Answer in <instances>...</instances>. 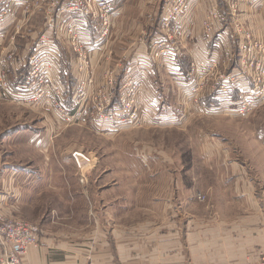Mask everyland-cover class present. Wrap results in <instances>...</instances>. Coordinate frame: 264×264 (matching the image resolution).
Segmentation results:
<instances>
[{
  "label": "rangeland",
  "instance_id": "rangeland-1",
  "mask_svg": "<svg viewBox=\"0 0 264 264\" xmlns=\"http://www.w3.org/2000/svg\"><path fill=\"white\" fill-rule=\"evenodd\" d=\"M22 1L11 0L7 18L0 21V30L8 31L4 46L13 43L19 48L17 63L5 67L12 84L19 77L27 82V57L49 28L48 5L39 10L40 0H31L29 8ZM195 1L197 5L192 1L188 5L189 0H115L109 35L101 37L98 25L87 33L86 44L104 50L97 53L101 58L94 70L96 86L106 85L105 77L113 73L118 81L122 73L119 85L133 87V102L141 109L125 122L129 126L112 132L116 124H105L103 132L96 130L99 118L91 113L99 101L94 99L82 101L93 125L86 119L83 125L61 127L49 112L0 97V215L35 224L47 235L90 237L109 224L123 237L127 232L136 237L130 246H135L138 261L146 264L160 253L170 254L177 236L185 260L205 264L215 256V261L232 264L228 243L240 245L254 241L259 231L264 234V105L239 118L212 110L219 103L210 107L211 91L205 92L200 105L192 102V95L183 101L196 68L200 67L201 77L216 70L209 67L229 54L223 49L228 41L238 64L235 20L250 30L243 15L258 13L264 18V5L258 8L260 4L249 0ZM214 8L228 32L220 29V23L211 35L204 30L203 22ZM76 20L71 14L54 19V34ZM199 20L201 33L196 35ZM210 38V44L219 46L208 48ZM53 45L65 57L61 69L55 70L60 81L67 79L68 85L73 76L75 86L80 74L68 38L55 35ZM195 50L200 59L194 57ZM6 53L0 51L1 56ZM184 58L190 64L188 75L179 70L178 59L185 62ZM77 152L90 155L94 162L79 169L71 160ZM81 175L86 178L83 184ZM158 235L166 243L157 242ZM144 241L162 247V252L144 253ZM263 259L264 249L242 264H261Z\"/></svg>",
  "mask_w": 264,
  "mask_h": 264
},
{
  "label": "built area",
  "instance_id": "built-area-1",
  "mask_svg": "<svg viewBox=\"0 0 264 264\" xmlns=\"http://www.w3.org/2000/svg\"><path fill=\"white\" fill-rule=\"evenodd\" d=\"M10 1L3 2L1 0V3L3 2L5 5L0 11V21L7 18ZM23 1V7H27L31 2V0ZM114 1H37L39 10L44 7L47 9L48 5L46 19H48L49 28L40 37L35 52L28 55L30 72L27 82L18 86L16 90L11 86L5 67L9 68L10 65L17 63L16 53L19 48L13 43L9 48H7L9 43L4 46L3 35L0 33V51L8 52L6 55H0V97L7 100L12 99L23 106L32 105L39 111L49 112L61 127H72L79 123L83 125V122H87L86 119L93 125L92 118L87 114L89 108L82 101L88 98L94 99L99 101L98 104L96 102L93 104L94 110L91 113V116L96 114L99 118L95 124L97 125L96 130L103 132L105 124H116V128L112 129V132L118 131L121 126H129V124L125 125V122H131L133 113L141 109L140 106L136 108L133 102V87L123 86L121 89L122 102L119 106H114L116 76L114 73L107 75L105 77L106 85L96 86L97 80L94 73L96 63H93V59H97V63H99L101 56L99 58L98 56L101 54L97 53H103L104 50L99 47L98 50H95L94 45L91 43L87 45L85 41L91 26L101 27V37L105 38L109 35ZM20 3L18 2L16 5H20ZM55 12L58 17H54ZM234 12L232 11V13ZM65 14H71L78 20L72 24L67 23L64 32L59 34L55 32L54 34V19L58 21V18ZM31 16L29 15V17ZM233 17L235 18V15ZM220 19V12L217 9L209 11L203 22L204 30L208 35L217 29ZM235 22L237 24L234 28L239 40L237 47L240 52L238 64L237 60L233 61L232 49H229L226 43V50L229 54L223 55V61L219 58L216 59L212 67H209V69L214 67L216 70H212L208 76L201 77L200 67L196 68L194 72L197 76H195L189 92L192 95V102L200 105L199 100L205 96V92L211 91L214 93L213 98L219 103L218 107L213 110H223L225 113L230 112L227 110H232L231 113L234 117L245 118L264 105V39L256 38L251 30H245L242 26H238V19ZM55 35L57 38L60 35L66 36L70 48L77 56L75 61L80 78L77 79L78 82L71 90L63 87L59 74L55 71L57 68L61 69V63H63L59 47L53 45ZM169 55L176 57V53H169ZM228 115L230 116V114ZM71 160L79 169L83 170L84 167H89L88 165L94 162L90 155H84L82 152L72 154ZM85 181V176L81 175L80 183L83 184ZM199 199L202 201L204 197H199ZM40 232L39 226L35 224L0 215V264H25V258L30 250L41 245ZM261 264H264V259Z\"/></svg>",
  "mask_w": 264,
  "mask_h": 264
},
{
  "label": "crops",
  "instance_id": "crops-1",
  "mask_svg": "<svg viewBox=\"0 0 264 264\" xmlns=\"http://www.w3.org/2000/svg\"><path fill=\"white\" fill-rule=\"evenodd\" d=\"M192 1L194 5H197L198 2L195 0H189L188 5ZM246 1V0H245ZM250 4H260L258 8L262 7L264 5V0H249L247 1ZM189 9V7H187ZM187 9V14L185 15V18H189V13ZM251 8H248V11ZM248 14V13H247ZM243 15V20L247 22V25L249 26V29L254 33L259 35L261 39H264V18L262 14H256L252 13L250 16L248 15ZM195 18V15H193ZM196 19V18H195ZM222 19V17H221ZM197 20V19H196ZM194 21V19H193ZM223 22V21H222ZM220 23V29L226 31V28L224 26V23ZM201 20H199V23L196 25V28L194 31H197L198 35V30L201 33ZM93 32V29L90 30V32ZM228 32V31H226ZM1 35H5V31L2 28L0 30ZM194 35V34H193ZM195 35V36H196ZM225 35H228L225 33ZM258 36V37H259ZM200 36L197 37L199 40ZM205 38V37H204ZM232 36H229V40H231ZM211 38L207 42L206 40V46L208 48L214 47V46H219L218 44L211 43ZM228 47L229 49H232L230 42L228 41ZM227 44L224 45L223 49H226ZM200 47V44H199ZM215 48V47H214ZM24 51V50H23ZM27 51V50H26ZM196 59H200V54L198 53L197 50ZM231 51V50H230ZM71 57V58H70ZM69 60L73 59L72 55H68ZM28 59V57H27ZM20 67L23 68L25 65H23L22 60H20ZM62 61L64 63L65 57H62ZM93 63H97V59H93ZM71 64H73V61L71 60ZM179 65V64H178ZM19 67V71L21 70ZM180 67V66H179ZM181 71V68H179ZM61 73V71H60ZM59 74V73H58ZM18 73L16 72V76ZM67 75V74H66ZM78 79L80 77H77ZM67 82V79L66 81ZM62 82L63 87L68 88L71 90L75 84L73 82V76L70 77V81L68 85ZM74 83V84H73ZM67 89V90H68ZM191 98V95H185L183 96V101L188 100ZM210 107L214 106L215 99L213 97L210 98ZM213 103V104H212ZM218 107V106H217ZM206 109H209L206 107ZM214 109V108H213ZM212 109V110H213ZM222 109V107H221ZM211 110V111H212ZM215 111V110H214ZM230 111L228 113H225L223 110H218L215 111L217 113H223V114H230V116H233V113H231L232 110H227ZM161 118L163 116L161 115ZM264 226V224H263ZM107 228V231L104 230V228ZM101 228V227H100ZM42 229V228H41ZM115 227H111L109 224L103 225V230H99V234H95L90 237H85V236H80V235H67V234H59V233H51L47 235L44 229H42L41 232V245L40 248L38 249H32L29 254L26 257L25 264H146L145 262H139L138 257L136 256L135 253V246H130V243H133L136 240V237L127 235L125 237L121 236L119 232L114 230ZM262 232H264V229H262ZM172 237H174L173 234H171ZM248 237V235H246ZM147 239L148 237H145ZM158 240L157 242H164V238L162 235H158ZM138 237V241H139ZM152 242H155L154 239H152ZM152 242H147L145 244V241L143 244V252L145 253L146 251L148 252L149 249H153V251L160 250L162 252V247L159 248L158 246H153ZM239 241H237L238 243ZM251 242V243H250ZM254 242V244H253ZM176 246H173L170 249V254L168 255H162L160 253L159 255H156V258L151 257L150 264H196V261L194 260H185V258L182 256V253L184 252V247L181 241H179L178 236L176 237ZM174 244V243H173ZM228 248H229V257L230 261L229 263L232 264H242L245 263L249 258H257V255L259 252L264 249V234H260V231L257 233V237L255 238L254 241L248 239L245 240V242L241 243L240 245H237L234 241L228 243ZM237 250L239 251L237 253ZM151 252V251H150ZM192 258V257H191ZM218 259L217 257H211L210 256V261L209 263L205 264H216V263H226L227 261H215ZM222 259V258H221ZM198 264H200L198 262ZM203 264V263H201Z\"/></svg>",
  "mask_w": 264,
  "mask_h": 264
},
{
  "label": "trees",
  "instance_id": "trees-1",
  "mask_svg": "<svg viewBox=\"0 0 264 264\" xmlns=\"http://www.w3.org/2000/svg\"><path fill=\"white\" fill-rule=\"evenodd\" d=\"M183 60L185 62H187V63H185L183 61H180V59H178V64L180 65L181 72L183 73V75H188L189 74L188 69L190 67V64L188 62V59L184 58ZM20 71H22V70H20ZM123 78L124 77L122 76V73H120V79H118V81H117L118 82V84H117L118 87H116V89L114 90L115 91L114 92L115 99L113 101V105L114 106H119L121 104V102H122V100L120 99L122 87H121V84L119 85V81H123ZM24 82H25L24 79L19 77V79L17 81H15L13 84L11 82V86H12V88L14 90H16L17 87L20 86L21 84H24ZM214 104H217V102H214Z\"/></svg>",
  "mask_w": 264,
  "mask_h": 264
}]
</instances>
